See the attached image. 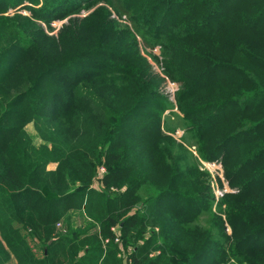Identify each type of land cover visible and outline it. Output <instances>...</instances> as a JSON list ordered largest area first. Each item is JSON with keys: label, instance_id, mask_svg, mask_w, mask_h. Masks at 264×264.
Instances as JSON below:
<instances>
[{"label": "trees", "instance_id": "trees-1", "mask_svg": "<svg viewBox=\"0 0 264 264\" xmlns=\"http://www.w3.org/2000/svg\"><path fill=\"white\" fill-rule=\"evenodd\" d=\"M141 43L179 83L186 142L162 122ZM198 156L236 190L215 202ZM12 258L264 264V0H0V264Z\"/></svg>", "mask_w": 264, "mask_h": 264}, {"label": "rangeland", "instance_id": "rangeland-1", "mask_svg": "<svg viewBox=\"0 0 264 264\" xmlns=\"http://www.w3.org/2000/svg\"><path fill=\"white\" fill-rule=\"evenodd\" d=\"M14 11H20L22 13L27 14V12L21 8H17L16 10H13L11 12L13 13ZM114 15H115V18L119 17L118 14H116V13H114ZM119 20L122 22H127L125 16L119 17ZM65 21L66 20H55V21H53L52 26L55 28L53 32H57L58 29L63 25V23ZM141 48H142L143 54H145L148 57L152 68L156 71V75L161 79L160 89L163 91L165 98L167 99V100H164L162 103V106H163V104L165 105V112H163V114H162V122L165 125L166 120H168V118H169L170 120L167 123V125H169L171 127V129H174V130L169 131V130H167V128H165V129L167 130L168 133L172 134L178 141L182 140L183 142H186L184 139V136H185L184 129L182 127H180V123L182 122L181 117H182L183 113L180 110V108L178 106V102H177V92L179 90V83L176 80H173L172 78H170L168 76V74L165 72L163 59H162V56L159 54L160 53V47L158 45L154 47L155 49H157L156 51L154 50V48L146 47L145 45H143V43H141ZM175 126L177 127L176 129H175ZM26 129L29 132V134L32 136L34 143L36 145L40 144L41 140L36 133L34 125L32 123H30ZM189 148L192 149L195 154H197L194 146L189 147ZM198 158H199V156H198ZM196 160H197L198 169L208 176V184H210L211 190L213 192V196L215 198V202H219L220 199L223 197L222 196L219 198V200H217L218 190L221 189L222 187L227 188V189L231 188L234 191L236 190L231 186V184L229 183V180L226 178L224 164L221 160H219V159L205 160L203 158H199ZM218 162H220V163H218ZM101 166H105V165H101ZM106 171H107V169H106ZM94 182H95V180H94ZM93 184H94L93 185L94 187H98L97 181H96V183H93ZM99 184H100L99 187L103 189L104 188L103 180ZM199 216H200V222L206 223L207 215L202 213ZM86 217H87L86 214L83 213L82 211L73 212L72 213L73 225L75 227L84 226L88 222ZM63 226L66 228L67 225L64 224V222L63 223L58 222L57 227L59 229H62ZM114 228H115V232H116L117 227L115 226ZM228 232L230 233V228H228ZM104 241L107 242L108 239H106ZM38 252H40V249L38 250ZM41 252H42V250H41ZM118 255L121 257H126L128 255V253L121 250V252L118 253ZM11 260L15 261L14 258H12ZM15 263H16V261H15Z\"/></svg>", "mask_w": 264, "mask_h": 264}, {"label": "built area", "instance_id": "built-area-1", "mask_svg": "<svg viewBox=\"0 0 264 264\" xmlns=\"http://www.w3.org/2000/svg\"><path fill=\"white\" fill-rule=\"evenodd\" d=\"M154 50L156 51L157 49H155L154 48ZM158 53V52H157ZM218 163H220V162H218ZM217 164V163H216ZM220 169V168H219ZM105 173H106V168H105V166H100L99 167V169H98V174H97V176H96V180H95V183H96V181H97V183H98V187L100 186V182L102 181V179L104 178V175H105ZM94 185V184H93ZM92 185V186H93ZM228 192H234V190L233 189H227V188H224V187H222L221 189H219L218 190V193H217V200H219V198L220 197H222L225 193H228ZM113 230H115V228L113 227L112 228ZM116 241H119V237L117 236V238H116Z\"/></svg>", "mask_w": 264, "mask_h": 264}, {"label": "crops", "instance_id": "crops-1", "mask_svg": "<svg viewBox=\"0 0 264 264\" xmlns=\"http://www.w3.org/2000/svg\"><path fill=\"white\" fill-rule=\"evenodd\" d=\"M8 264H16L14 260H10Z\"/></svg>", "mask_w": 264, "mask_h": 264}, {"label": "water", "instance_id": "water-1", "mask_svg": "<svg viewBox=\"0 0 264 264\" xmlns=\"http://www.w3.org/2000/svg\"><path fill=\"white\" fill-rule=\"evenodd\" d=\"M140 204H141V202H140V203H138V206H140Z\"/></svg>", "mask_w": 264, "mask_h": 264}]
</instances>
